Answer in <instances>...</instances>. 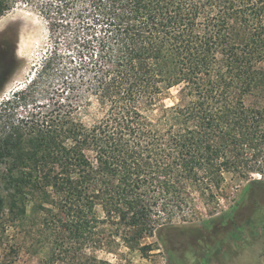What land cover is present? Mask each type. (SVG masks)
Wrapping results in <instances>:
<instances>
[{
  "label": "trees",
  "instance_id": "16d2710c",
  "mask_svg": "<svg viewBox=\"0 0 264 264\" xmlns=\"http://www.w3.org/2000/svg\"><path fill=\"white\" fill-rule=\"evenodd\" d=\"M56 2L51 31L76 22V58L49 128L29 138L0 114V248L17 253L26 193L55 194L65 240L86 238L100 206L102 222L170 242L187 195L226 174L249 180L264 223V0Z\"/></svg>",
  "mask_w": 264,
  "mask_h": 264
},
{
  "label": "rangeland",
  "instance_id": "374dc122",
  "mask_svg": "<svg viewBox=\"0 0 264 264\" xmlns=\"http://www.w3.org/2000/svg\"><path fill=\"white\" fill-rule=\"evenodd\" d=\"M56 4V0H11V9L0 19L4 22L0 42L9 30L16 43L14 60L0 86L1 126L8 132L19 128L29 138L36 137L32 133L39 126L49 128L50 111L65 98L63 70L76 58L80 34L73 19L67 20L68 27L51 31L49 15L56 23L51 14ZM248 186V179L226 174L219 192L189 193L172 217L177 228L170 231V242L156 233L140 237L135 229L102 222L105 214L100 206L89 215L86 238L65 240L62 229L71 218L61 212L55 194L26 193L27 219L9 230L17 253L0 248V264L13 260L14 264H264V223L254 222ZM262 206L264 213V202Z\"/></svg>",
  "mask_w": 264,
  "mask_h": 264
},
{
  "label": "flooded vegetation",
  "instance_id": "af4514ba",
  "mask_svg": "<svg viewBox=\"0 0 264 264\" xmlns=\"http://www.w3.org/2000/svg\"><path fill=\"white\" fill-rule=\"evenodd\" d=\"M11 40L12 38L10 37L8 30L4 33L0 42V70L4 71L2 72L4 76L0 80V86L5 82V74L9 72L8 69L10 68V64L13 62L15 56L16 43L13 44V40L12 42Z\"/></svg>",
  "mask_w": 264,
  "mask_h": 264
},
{
  "label": "bare ground",
  "instance_id": "6f19581e",
  "mask_svg": "<svg viewBox=\"0 0 264 264\" xmlns=\"http://www.w3.org/2000/svg\"><path fill=\"white\" fill-rule=\"evenodd\" d=\"M1 24H4V22L2 21V22L0 23V25H1Z\"/></svg>",
  "mask_w": 264,
  "mask_h": 264
}]
</instances>
